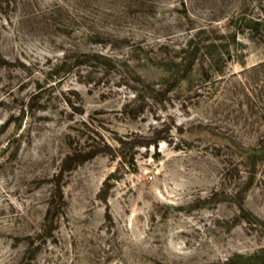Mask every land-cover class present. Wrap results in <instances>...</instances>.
Listing matches in <instances>:
<instances>
[{
	"label": "rangeland",
	"instance_id": "1",
	"mask_svg": "<svg viewBox=\"0 0 264 264\" xmlns=\"http://www.w3.org/2000/svg\"><path fill=\"white\" fill-rule=\"evenodd\" d=\"M263 246L264 0H0V264Z\"/></svg>",
	"mask_w": 264,
	"mask_h": 264
},
{
	"label": "trees",
	"instance_id": "2",
	"mask_svg": "<svg viewBox=\"0 0 264 264\" xmlns=\"http://www.w3.org/2000/svg\"><path fill=\"white\" fill-rule=\"evenodd\" d=\"M55 7H61V3L60 2H55ZM40 242V241H38ZM39 244V243H38ZM254 259V261L257 262V264H264V246L261 247L258 251H255L251 254H249V258Z\"/></svg>",
	"mask_w": 264,
	"mask_h": 264
}]
</instances>
